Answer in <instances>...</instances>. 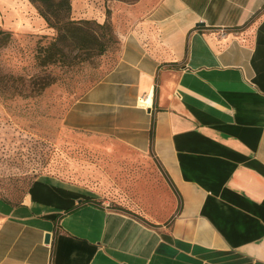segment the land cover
Instances as JSON below:
<instances>
[{
	"label": "crops",
	"instance_id": "1",
	"mask_svg": "<svg viewBox=\"0 0 264 264\" xmlns=\"http://www.w3.org/2000/svg\"><path fill=\"white\" fill-rule=\"evenodd\" d=\"M17 2L13 28L31 5ZM125 12L117 62L65 125L155 160L176 211L145 220L40 176L16 206L0 200V264H264V0H139Z\"/></svg>",
	"mask_w": 264,
	"mask_h": 264
},
{
	"label": "rangeland",
	"instance_id": "2",
	"mask_svg": "<svg viewBox=\"0 0 264 264\" xmlns=\"http://www.w3.org/2000/svg\"><path fill=\"white\" fill-rule=\"evenodd\" d=\"M15 1L0 0L4 32L0 35V200L16 205L45 175L96 190L109 208L145 220H167L176 205L169 181L155 160L140 159L109 138L65 125L69 109L117 62V28L128 16L125 8L135 3L78 0L79 18L71 13L73 20L103 23L99 19L105 12L112 30L106 34L91 28L106 41L107 51L103 55L94 49L80 51L77 39H69L63 45L65 54L58 53L52 63L43 65L44 49L57 32L32 4L21 8L24 26L11 27ZM17 4L22 7L20 0Z\"/></svg>",
	"mask_w": 264,
	"mask_h": 264
},
{
	"label": "trees",
	"instance_id": "3",
	"mask_svg": "<svg viewBox=\"0 0 264 264\" xmlns=\"http://www.w3.org/2000/svg\"><path fill=\"white\" fill-rule=\"evenodd\" d=\"M28 1L36 7L39 15L46 21L47 25L50 28L52 27L57 32V35L52 41V43H50L49 46H47L44 49L45 58H43L44 61V63H42L43 65H48L52 63L54 61L53 59L58 55V53L64 55L65 50L63 48V45L69 39L71 40L73 39V41L74 39H77L75 43L77 44L76 46L77 49L80 51H85L87 49L90 50L94 49L95 51H97V54L100 55H103L107 51L108 44L106 43V41L101 40L98 32L96 30L94 31L93 28L91 27L95 26L97 29L105 30L107 34L112 30L109 21L105 20L103 23L97 24V22L94 21L73 20L71 17V13H72L71 0H28ZM109 1L111 0H105L106 3ZM117 1H122L125 3L129 2L130 4H133L138 2L139 0H117ZM106 15L108 18L111 16L110 8L106 9ZM3 33H4L3 30L0 29V35ZM103 35H105V32L103 33ZM20 202L16 203V205L19 204ZM72 210L75 209L68 210V212Z\"/></svg>",
	"mask_w": 264,
	"mask_h": 264
},
{
	"label": "water",
	"instance_id": "4",
	"mask_svg": "<svg viewBox=\"0 0 264 264\" xmlns=\"http://www.w3.org/2000/svg\"><path fill=\"white\" fill-rule=\"evenodd\" d=\"M49 240H51V239H50V235L47 234V235H46V239H45L46 243L49 242Z\"/></svg>",
	"mask_w": 264,
	"mask_h": 264
}]
</instances>
